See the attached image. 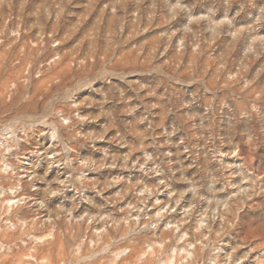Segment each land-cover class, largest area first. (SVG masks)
Listing matches in <instances>:
<instances>
[{
    "label": "rangeland",
    "instance_id": "1",
    "mask_svg": "<svg viewBox=\"0 0 264 264\" xmlns=\"http://www.w3.org/2000/svg\"><path fill=\"white\" fill-rule=\"evenodd\" d=\"M0 264H264V0H0Z\"/></svg>",
    "mask_w": 264,
    "mask_h": 264
}]
</instances>
